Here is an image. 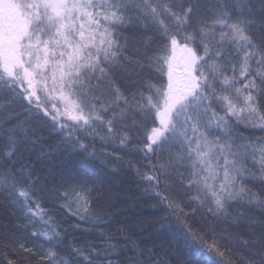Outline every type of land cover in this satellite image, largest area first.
Listing matches in <instances>:
<instances>
[{
  "label": "snow or ice",
  "instance_id": "6c2138e0",
  "mask_svg": "<svg viewBox=\"0 0 264 264\" xmlns=\"http://www.w3.org/2000/svg\"><path fill=\"white\" fill-rule=\"evenodd\" d=\"M255 131L264 0H0V214L25 221L0 224V264H167L170 242L188 249L177 264H264V135L243 134ZM45 132L84 152L98 140L103 161L135 170L164 213L159 249L65 242L70 220L107 223L97 209L120 189L37 172Z\"/></svg>",
  "mask_w": 264,
  "mask_h": 264
},
{
  "label": "trees",
  "instance_id": "16d2710c",
  "mask_svg": "<svg viewBox=\"0 0 264 264\" xmlns=\"http://www.w3.org/2000/svg\"><path fill=\"white\" fill-rule=\"evenodd\" d=\"M243 134L253 137L264 135L259 131L244 132ZM82 142L88 145V152H84L79 148L73 149L70 145L62 142V137L50 136L45 132L43 143L37 146V151L33 155V160H36L37 156L41 157L37 164V172L43 175L51 169L82 174L90 180L99 181L108 178L117 182L120 189L118 195L121 203L110 209L106 207L97 209L108 222L95 228L91 223H81L75 219L70 220L69 224L64 225V227L80 223V228L72 229L69 227V235L65 242L74 239L81 245L89 243L98 245L101 243L102 234L104 237L112 234L121 241L124 236L131 235V238L140 244L146 255L150 254L149 250L159 249L160 240L167 234L166 231H161L159 227V221L164 213L151 208L156 200L149 199L148 195L145 194L144 188L146 185L141 183L134 169L126 167L123 162H117L115 157L110 158L112 162L103 161L99 156L101 148L98 140L84 139ZM93 150L98 154L95 158L89 156V153ZM108 151L111 152L112 148L109 147ZM116 155H123V151H118ZM128 158V156H125L124 161ZM114 171L116 172L115 176L113 175ZM5 223L11 229L14 224H23L25 221L18 216L6 217L0 214V224ZM165 223L170 224L172 229L177 227L174 222L166 221ZM18 234L21 233L18 231ZM23 234L26 235V233ZM30 243L32 242L30 241ZM36 243H43L44 249L48 247L46 242L37 241ZM176 248V243L170 242L168 248L158 251L157 258L163 259L167 264H177L176 257L188 255V249L181 247L179 252H174L173 249ZM225 259H227V256ZM76 264H81V261L77 260Z\"/></svg>",
  "mask_w": 264,
  "mask_h": 264
}]
</instances>
